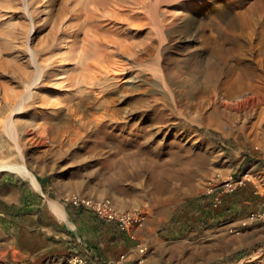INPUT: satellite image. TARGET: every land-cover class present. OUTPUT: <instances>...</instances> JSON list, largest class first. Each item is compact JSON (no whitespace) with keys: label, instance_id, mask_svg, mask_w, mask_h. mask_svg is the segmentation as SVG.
<instances>
[{"label":"rangeland","instance_id":"obj_1","mask_svg":"<svg viewBox=\"0 0 264 264\" xmlns=\"http://www.w3.org/2000/svg\"><path fill=\"white\" fill-rule=\"evenodd\" d=\"M28 1L29 11L22 3L24 0H0V160L8 161V154L16 153L4 129L14 103L7 102L5 97L8 95L19 102L27 92L28 81L32 79L28 75L34 73L30 47L42 57L48 84L34 91L24 112L12 113V116L25 152V163L37 177L47 182L51 197L82 195L94 199L109 198L119 209L142 213L146 219L143 228L135 225L131 231L139 239L138 243L147 246L146 258L150 264H264V236L249 238L245 231L230 224L222 226L218 223L208 228L210 225L200 220H197L201 225L197 231L179 229L180 225H185V218L195 211L193 201L206 190L210 180L217 173H232L225 171L229 155L241 151L247 161L255 156V146L264 145V52L259 51L258 41L246 42L238 32H231L230 37V31L224 26H212L214 21L222 18H225L223 21L241 16L264 19V1L151 0L148 10L141 4L144 0H121L128 8L118 13L119 21L116 16L112 19L115 24L110 25L116 29H110L109 23H105L109 22V10L101 11L102 15L96 17L91 14L93 12H88L92 4L87 0L83 1L91 7L84 6L79 0ZM103 14L106 18H100L105 16ZM149 14L156 17L157 21H154L157 24L149 19ZM86 15H94V20L92 17L87 20ZM76 16L81 17L77 20ZM83 24L103 40L95 43L97 46L106 50L102 43L111 40L105 44L108 50L113 43L111 53L106 50V63L101 70L87 67L89 62L101 58L102 53L94 45L86 48L85 33L80 30ZM73 30L81 32L77 51H84L86 45L87 51L81 60L86 67L76 64V52H72V57L68 56L70 51L65 53L68 58L60 51L62 42L70 41L65 32L72 33ZM149 44L152 47L147 51ZM122 49L126 51L123 53ZM64 57L66 59L59 67ZM94 58L95 61L92 60ZM93 71L99 77L96 84L90 80ZM243 74L247 77L238 80V76ZM209 75L221 76L216 91L210 87L211 79L210 83L206 81ZM83 97L78 117L86 112L95 124L97 116L108 114L100 106L103 98L112 101L110 110H121L123 114L131 108L135 119L130 122V131L136 128L135 135L140 138L139 145L132 152L142 153L145 163L163 165L180 154L189 164L185 174L175 175L168 170L157 175L152 182L149 168L141 172L131 167L124 177L115 181L111 175L113 168L103 161L113 154L110 144L105 142L103 152L90 154L89 147H85L82 140H74L71 136L69 107ZM210 116L222 120V126L207 125L204 120ZM122 117L124 115L120 119L115 117L116 121L126 122ZM108 122L109 119L105 118L101 125L114 130V122ZM149 138H153L154 143H149ZM140 144L148 147L140 150ZM81 151L86 154L84 158L79 156ZM18 160L12 158V161ZM14 177L28 182L22 177ZM245 251L246 255L237 257ZM62 264H74V260Z\"/></svg>","mask_w":264,"mask_h":264},{"label":"crops","instance_id":"obj_2","mask_svg":"<svg viewBox=\"0 0 264 264\" xmlns=\"http://www.w3.org/2000/svg\"><path fill=\"white\" fill-rule=\"evenodd\" d=\"M232 154L225 171L252 174L256 181L230 196L223 208L202 213L204 224L210 225L208 228L230 224L249 238L262 237L264 219L254 226L242 227V223L252 214H264V163L252 157L246 161L241 151ZM37 179L40 192L28 180L8 173L0 175V264H62L76 256L92 264L135 263L140 243L131 230L84 208L72 207L63 197H51L47 182ZM52 202H59L63 212L57 213ZM197 220L192 211L180 231L199 230Z\"/></svg>","mask_w":264,"mask_h":264},{"label":"bare ground","instance_id":"obj_3","mask_svg":"<svg viewBox=\"0 0 264 264\" xmlns=\"http://www.w3.org/2000/svg\"><path fill=\"white\" fill-rule=\"evenodd\" d=\"M65 1V0H64ZM74 1V0H72ZM76 1V0H75ZM79 1H82V4H84V6H87V7H91V10L89 9L88 11V8H87V11L88 12H93L91 14H94L95 16L96 15H102L100 14L101 11H107V9L109 10L108 14L110 17H108L107 21L109 22H105V23H109V25L112 23L115 22L112 21V19L116 16V19H118L117 17H119L120 13L122 10H124L125 8H128L127 5H124L122 4L121 0H87L88 3H91L92 5L89 6V4H86L83 0H79ZM77 1V2H79ZM86 1V0H85ZM130 1V0H129ZM136 1V0H135ZM150 1L151 0H144L143 2H141V4L143 5V7L148 10H150ZM157 1V0H156ZM155 1V2H156ZM161 1V0H160ZM176 1V0H174ZM181 1V0H180ZM264 1V0H262ZM158 2V1H157ZM156 2V3H157ZM22 3H25V9L27 11H29V1L28 0H24V2ZM65 3V2H64ZM69 3V2H68ZM73 4L75 2H72ZM127 3V1H126ZM139 2H136L135 4H137ZM175 3V2H174ZM177 3V2H176ZM71 4V3H70ZM72 4V5H73ZM76 4V3H75ZM79 5L81 4L80 2L78 3ZM157 4H155L156 6ZM175 5V4H174ZM65 6V5H64ZM74 6V5H73ZM137 6H140V5H137ZM186 6V5H185ZM79 7V6H78ZM75 6V8H78ZM153 7V6H152ZM71 8V7H70ZM74 8V7H73ZM131 8V7H129ZM264 8V7H263ZM66 9V8H65ZM132 9V8H131ZM154 9V8H153ZM82 10V8H81ZM85 10V9H84ZM127 10V9H126ZM134 10V9H133ZM137 10H141V9H137ZM137 10H135L134 12H136ZM156 10V9H154ZM73 11V10H72ZM77 11V10H76ZM79 11V10H78ZM86 11V10H85ZM84 11V12H85ZM112 11V12H110ZM143 11V10H141ZM83 12V11H82ZM140 12V11H139ZM30 13V12H29ZM61 13V11H60ZM69 13V12H68ZM80 13V12H79ZM88 13V14H90ZM111 13V14H110ZM131 13V12H130ZM153 13V12H152ZM73 14V13H72ZM78 14V13H77ZM81 14V13H80ZM86 14V13H84ZM83 14V15H84ZM87 14V15H88ZM134 14V13H133ZM137 14V12H136ZM135 14V15H136ZM146 14V13H145ZM155 14V13H154ZM75 15V14H74ZM87 20L92 19L94 18V15H90L91 17L87 16ZM105 15V14H103ZM139 15V14H137ZM147 15V14H146ZM144 15V16H146ZM230 15V14H229ZM228 15V16H229ZM61 16V15H60ZM59 16V17H60ZM150 16V14H149ZM227 16V15H226ZM234 16V15H233ZM249 16V15H247ZM252 16V15H251ZM81 16H76V19H80ZM97 17V16H96ZM99 17V16H98ZM101 17H105L106 18V15L105 16H100ZM125 17V16H123ZM242 18H233L231 20H228V21H223V19L225 18H222V20L220 19L219 21H214L212 26L213 27H225L229 32H227V34L229 33L230 34V37H231V32H238L240 36L242 37H245L246 39V42L248 41H258V46H259V51L261 53L264 52V19H259V18H247V17H243L241 16ZM261 17V16H260ZM61 18V17H60ZM135 18V17H134ZM228 18V17H227ZM262 18V17H261ZM75 19V20H76ZM85 19V18H84ZM103 19V18H102ZM115 19V18H114ZM149 19L151 21H154L156 20V17L154 16H150ZM211 19V18H210ZM64 20V18H63ZM74 20V19H73ZM87 20L85 19V23L87 24ZM94 20V19H93ZM120 20V18L118 19V21ZM130 20V19H129ZM144 20V18H143ZM148 20V19H147ZM208 20V19H207ZM66 21V20H65ZM80 21V20H79ZM82 21V19H81ZM80 21V22H81ZM100 20H98L99 22ZM104 21V19H103ZM102 21V22H103ZM112 21V22H111ZM117 21V23H118ZM121 21H122V18H121ZM157 21V20H156ZM72 23L75 24V22L71 21ZM78 22V21H77ZM90 22V21H89ZM97 22V21H96ZM94 22V23H96ZM100 22V24L102 23ZM139 22V21H137ZM146 22V21H144ZM155 22V21H154ZM62 23V21H61ZM70 23V22H68ZM70 23V24H72ZM126 23H129L126 21ZM156 23V22H155ZM80 24V23H79ZM86 24H83L82 26V29H80L84 34V37H83V40L85 41L86 45H84L87 49L88 47H90V45H94L96 46L98 49H99V53H102L101 54V58H97L96 62H87V67H92V68H89V69H93V70H96L98 71L99 69L101 70V67L104 66L103 63L105 62L106 63V52L107 51H110L111 53V50L113 49H110V47L113 45V43L111 44V46H108V49L107 50V45H105L106 43H110V42H106L105 44L102 43L104 45V47H106V50L105 48L102 49L101 47L97 46L95 43L99 44L100 41H103L99 38V35H96L93 33L92 31V28L91 30L90 29H86ZM91 24H92V21H91ZM98 24V25H100ZM103 25H105L104 23H102ZM101 24V25H102ZM115 24V23H114ZM137 24V23H136ZM135 24V25H136ZM142 24V23H141ZM150 24V23H148ZM157 24V23H156ZM76 25V24H75ZM97 25V24H96ZM110 25V26H111ZM125 25V23H124ZM132 25H134L132 23ZM145 25V24H143ZM34 26V24H33ZM60 26V25H59ZM67 26V25H66ZM65 26V27H66ZM81 26V25H80ZM106 26V25H105ZM127 26V24L125 25ZM139 26V25H137ZM136 26V27H137ZM156 26V25H155ZM211 26V27H212ZM61 27V26H60ZM68 27V26H67ZM70 27V25H69ZM74 28V26H71ZM97 27V26H96ZM107 27V26H106ZM105 27V28H106ZM123 27V26H122ZM133 27V26H132ZM144 27V26H143ZM147 27V26H146ZM153 27V26H152ZM157 27V26H156ZM163 27V26H162ZM61 28H64V27H61ZM102 28V26H101ZM110 28V27H109ZM116 29L115 27H112L110 29ZM140 28V27H138ZM155 28V27H154ZM34 27H32V30L33 31ZM72 29V28H71ZM95 29V28H94ZM100 29V27H99ZM104 29V27H103ZM102 29V30H103ZM108 29V27H107ZM164 29V28H163ZM162 29V30H163ZM61 30V29H60ZM68 30V29H66ZM151 30V29H150ZM212 30V29H211ZM74 31V30H73ZM107 31V30H106ZM111 31V30H110ZM95 32V31H94ZM115 32V31H114ZM117 32V31H116ZM59 33V32H58ZM81 32L75 30L74 32H65V36L66 38H69V40L65 41V42H62V45L60 46V51L62 53V56L66 55L65 53H68L69 51L71 53H69L68 56H70L72 54V52H76L75 53V56L74 55H71L74 56L76 58V64H80L81 63V60H82V55H84V51H87V49L84 47V51H77L78 50V47H77V44H78V40L80 39V34ZM219 33V32H218ZM226 34V35H227ZM228 34V35H229ZM233 34V33H232ZM110 35V34H109ZM120 35H123L122 33ZM57 36H59V34H57ZM55 36V38L57 37ZM111 37V36H110ZM114 37V35H113ZM213 37V36H212ZM218 37V35H217ZM234 37V36H233ZM59 38V37H58ZM56 38V39H58ZM66 38H64L63 40H66ZM237 38V37H236ZM240 38V37H239ZM238 38V39H239ZM60 39V38H59ZM58 39V40H59ZM231 39V38H230ZM229 39V40H230ZM220 40V39H219ZM232 41L234 39H231ZM237 40V39H236ZM29 41V40H28ZM57 41V40H56ZM114 41V40H113ZM117 41V40H116ZM120 41V40H119ZM55 42V41H54ZM58 42V41H57ZM88 42H91V43H88ZM235 42V40H234ZM61 43V42H60ZM83 43V42H82ZM89 45H88V44ZM120 43V42H119ZM149 43V42H148ZM238 43V41H237ZM101 44V45H102ZM117 44V43H116ZM152 44V43H151ZM149 44L147 45V51L150 47H152V45ZM109 45V44H108ZM115 45V44H114ZM133 45H136V44H133ZM143 45V44H142ZM232 45V44H231ZM234 45V44H233ZM58 46V45H56ZM124 46V45H123ZM122 46V48H123ZM126 46V44H125ZM129 45H127L128 47ZM139 46V45H137ZM145 46V45H144ZM155 46V45H154ZM118 46H116L117 48ZM136 47V46H135ZM133 47V48H135ZM221 47V46H220ZM224 47V46H223ZM233 47V46H232ZM113 48V47H112ZM120 48V46H119ZM129 48V47H128ZM131 48V49H133ZM258 48V47H257ZM97 49V50H98ZM115 49V48H114ZM127 49V48H126ZM141 49V48H140ZM144 49H146L144 47ZM221 49V48H220ZM90 50V49H89ZM118 50V49H117ZM142 50V49H141ZM116 51V50H115ZM119 51L121 52V50L119 49ZM123 51V49H122ZM126 50L123 51V53L125 52ZM131 51V50H130ZM151 51V49H150ZM91 52V51H90ZM59 53V52H58ZM109 53V52H108ZM29 54H30V61H31V64L33 65V70H34V73L33 75H28V77L32 78L31 80L28 81V90L27 92L25 93V95L23 96V98L19 101V102H15V98L13 99H10L8 97V95L5 97L6 98V101L7 102H12L14 103V107L12 108V111L11 112V115L8 117V122L6 124V126L4 127V129L6 130L7 132V135H8V140L13 144V146L15 147L16 149V153L14 154H11L9 155L8 154V161L6 160H3L1 159L0 160V173H8V174H12V175H15V176H19V177H22L26 180L29 181L30 185L35 189V190H38L40 192V184L38 182V179H37V176L29 169V167L26 165L25 163V152L23 150V147H22V143H21V139H20V136H19V132H18V127H17V124H16V121L13 119L14 117L12 116V113H16V114H21L22 112H24L25 110V106H26V103L31 100L32 98V95L34 93V91L36 89H40L41 87H43V85L47 82L45 79L47 77V71L45 70V64L43 62V60H41V56L39 55V53L35 50H33L32 48L29 47ZM57 54V53H56ZM60 54V53H59ZM74 54V53H73ZM86 54V53H85ZM90 54V53H89ZM116 54V53H114ZM153 54V53H152ZM257 54V53H256ZM109 55V54H108ZM119 55V54H118ZM123 55V54H122ZM144 55V54H143ZM56 56V55H54ZM67 56V55H66ZM65 56V57H66ZM67 56V57H68ZM117 56V55H115ZM58 57V56H57ZM56 57V58H57ZM60 57V56H59ZM63 58L60 62H59V67H60V64L63 63V61L66 59V58ZM114 58V56H112ZM111 56H109V58H112ZM139 57V56H137ZM55 58V57H54ZM62 58V57H61ZM70 58V57H68ZM135 58V57H134ZM160 58V57H159ZM136 59V58H135ZM164 59V58H163ZM179 59V58H178ZM210 59V58H209ZM208 59V60H209ZM60 60V59H58ZM68 60V59H67ZM95 61V58L92 59ZM91 60V61H92ZM109 60V59H108ZM114 60V59H113ZM111 60V61H113ZM118 60V59H117ZM143 60V59H142ZM72 61V60H71ZM260 61V60H259ZM56 62V61H55ZM123 62V61H122ZM57 63V62H56ZM111 63V62H110ZM243 63V62H242ZM245 63V62H244ZM69 64H71L69 62ZM114 64V63H113ZM116 64V63H115ZM114 64V66H115ZM224 64V63H223ZM241 64V63H240ZM50 65V64H49ZM47 65V66H49ZM54 65V64H52ZM58 65V64H57ZM81 66H85L86 67V64H83L81 63L80 64ZM121 65V61H120V64ZM118 63H117V66H119ZM247 65V64H246ZM56 66V65H55ZM64 66V65H63ZM81 66H80V69H81ZM106 66V65H105ZM108 66V65H107ZM106 66V67H107ZM245 66V65H244ZM65 67V66H64ZM111 67V66H110ZM122 67V66H121ZM227 67V66H226ZM246 67V66H245ZM103 68V67H102ZM114 68V67H113ZM115 69V68H114ZM118 69V68H117ZM225 69V67H224ZM83 71H85V69L82 68ZM107 70V69H106ZM108 70H112V69H108ZM228 70V68H227ZM226 70V71H227ZM231 69H229V72H230ZM252 70V69H251ZM50 71V70H49ZM113 71V70H112ZM86 72V71H85ZM104 72V69L102 70V73ZM110 72V71H109ZM108 72V73H109ZM225 72V71H223ZM101 73V72H100ZM112 73V72H111ZM91 79L92 82L94 84H96L97 82V79L99 78L98 76H96L97 74L93 71V73L91 72ZM116 74V73H115ZM176 74V73H175ZM231 74V73H230ZM229 74V75H230ZM99 75V74H98ZM109 75V74H108ZM178 75V74H177ZM180 75V74H179ZM86 76V75H85ZM174 77V76H173ZM178 77V76H177ZM220 77L219 75H209L206 77V81H210L211 79V85L210 87L212 86L213 90L216 91V86H217V82L220 80ZM231 77V76H230ZM244 77H247V76H244L243 75H239L238 76V80H243ZM223 78V77H222ZM225 78V77H224ZM230 79V78H229ZM228 80V79H227ZM46 81V82H45ZM179 81V80H178ZM210 83V82H209ZM48 84V83H46ZM167 85V84H166ZM189 87V85H188ZM193 87V86H192ZM191 88V87H190ZM203 89V88H201ZM169 90V89H168ZM186 90V89H185ZM193 90V89H192ZM218 90V89H217ZM103 92V91H102ZM169 92V91H168ZM37 93V92H36ZM170 93V92H169ZM182 93V92H181ZM214 93V92H213ZM212 93V94H213ZM171 94V93H170ZM86 95V94H85ZM195 95V94H194ZM216 95V94H215ZM87 96V95H86ZM187 96V95H186ZM196 97V96H195ZM217 97V95H216ZM215 97V98H216ZM84 98L83 97V100L82 98L80 100H78V102H75L73 103L70 107H69V111H68V117H69V120L72 122V129H71V136H73L72 138H74V140H82V142L86 145L85 147H89L88 149H90V154L93 153V152H101L102 151V148H103V143H109L110 146H111V149L113 150V154L111 155H108L106 156L103 161L104 163H106L108 166H111L114 170V173H111L112 175V178L114 177L115 178V181H118L120 178L124 177L129 170V168H133L137 171H143L144 168H149V172H148V175L149 177L151 176V181L153 182L155 180V177L159 174H163L165 173L166 171H170L172 173H174L175 175L177 174H181V175H184L185 174V170H187L186 166L189 165L188 164V161H185L184 157H182L180 154H176L172 157V159L170 160V163H165L164 165L163 164H158V163H145L144 162V157H142V153H133L132 152V149H134V147L138 146L139 145V141H140V138L137 137V135H135V133L137 132V129L135 128L134 130H131L130 131V122L131 120H133V116H134V113L133 111L130 110L126 112H123L122 114V111L121 110H110V106H111V103L112 101H106L103 100L101 101V108H103V110L105 109L107 116H97V124H95L93 122V120H91L87 115H86V112L85 113H82V115L80 117H78V113L81 112L80 111V108L83 106V103H84ZM175 98V97H174ZM218 98V97H217ZM11 100V101H10ZM128 101V100H127ZM147 102V101H146ZM189 102V101H187ZM11 103V104H12ZM61 104V102L59 103ZM164 104V103H163ZM175 104V102H174ZM177 105V104H176ZM147 106V105H146ZM152 106V105H151ZM177 107V106H176ZM129 108V107H128ZM180 108V107H179ZM109 109V110H108ZM139 109V108H137ZM145 109V108H144ZM143 109V110H144ZM136 110V109H135ZM110 111V112H109ZM140 111V110H139ZM137 112V110H136ZM149 112V111H148ZM99 114V113H98ZM121 115H124V118L125 120H127L126 122L124 121H120L121 123H119V121H116L117 119L115 117H119L120 119V116ZM136 116V115H135ZM95 117V116H94ZM93 118V117H92ZM105 118H108L109 119V122L112 121L114 122L116 128L113 130L107 128V127H104L102 126V122L105 121ZM95 119V118H93ZM135 119V118H134ZM96 120V119H95ZM107 121V120H106ZM108 122V123H109ZM144 122V121H143ZM204 122L207 124V125H215V126H222V120L220 119H214L213 117H207ZM107 123V124H108ZM95 125V126H94ZM143 125V124H142ZM111 128V126H110ZM150 129V128H149ZM155 129V128H154ZM153 131V130H152ZM160 131V130H159ZM157 130V132H159ZM162 131V129H161ZM141 132V131H140ZM153 133H156V132H153ZM151 133V135L153 134ZM137 134V133H136ZM152 137V136H151ZM156 138V137H155ZM143 139V138H141ZM163 139V138H162ZM150 140V141H149ZM148 142L151 143L153 141L154 143V140L153 138H149ZM159 141V140H158ZM164 141V140H163ZM72 142V141H71ZM160 142V141H159ZM162 142V141H161ZM148 143V144H149ZM156 145V144H155ZM142 145L140 144V150H144L143 148L145 147H148V146H144V147H141ZM149 146H151L149 144ZM83 147V146H82ZM109 148V146H108ZM105 149V148H104ZM150 149V148H149ZM154 149V148H153ZM47 151V150H45ZM111 151V150H110ZM103 152V151H102ZM13 153V152H12ZM71 154V153H70ZM68 155V153L66 154ZM65 155V156H66ZM104 155V154H103ZM69 156V155H68ZM79 156L81 158H84L86 156V154L81 153L79 154ZM95 157V156H94ZM98 157V156H97ZM101 157V155H100ZM12 158H18L20 160L18 161H12ZM64 158V157H63ZM86 158H90V157H86ZM96 159V158H95ZM100 160V158H99ZM20 161V162H19ZM102 161V160H101ZM146 161V160H145ZM106 165V166H107ZM146 170V169H144ZM42 171V170H41ZM40 171V173H41ZM109 174V173H107ZM130 174V173H129ZM131 175V174H130ZM107 176V175H106ZM111 178V177H110ZM128 180V179H127ZM113 188H115L113 186ZM90 191V190H89ZM70 193V192H69ZM68 194V192H67ZM192 194V193H190ZM91 198V197H90ZM97 199V198H96ZM52 205H53V208L57 211V213L59 212H63V208L62 206L60 205L59 202H52ZM59 218H65V217H59ZM143 228V227H142ZM223 233V232H222ZM214 237H215V234H214Z\"/></svg>","mask_w":264,"mask_h":264},{"label":"built area","instance_id":"obj_4","mask_svg":"<svg viewBox=\"0 0 264 264\" xmlns=\"http://www.w3.org/2000/svg\"><path fill=\"white\" fill-rule=\"evenodd\" d=\"M255 156L252 158L258 159L264 163V145H258L254 148ZM256 178L252 174H238L231 173L223 175L217 173L207 185L206 190L193 201V207L198 215V220L204 223V213L207 210H218L223 208L227 199L238 192L241 188L247 186L249 183L255 182ZM63 201L77 208H84L89 210L101 219L107 222H117L124 230H131L133 226L143 227L145 224V216L139 211L122 210L119 209L115 203L109 199H94L82 195L64 196ZM264 219V214H252L248 220L243 222V226L252 225L253 223ZM135 238V234L132 233ZM138 256L135 264H150L146 258L148 248L143 243L137 246ZM125 256L121 257L124 260ZM74 264H92L87 258L83 256H76Z\"/></svg>","mask_w":264,"mask_h":264},{"label":"trees","instance_id":"obj_5","mask_svg":"<svg viewBox=\"0 0 264 264\" xmlns=\"http://www.w3.org/2000/svg\"><path fill=\"white\" fill-rule=\"evenodd\" d=\"M247 254V251H245V252H241V253H239L238 255H237V257H242V256H244V255H246Z\"/></svg>","mask_w":264,"mask_h":264}]
</instances>
